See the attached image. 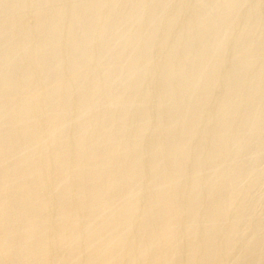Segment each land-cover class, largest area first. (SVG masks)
<instances>
[{"label":"bare ground","instance_id":"1","mask_svg":"<svg viewBox=\"0 0 264 264\" xmlns=\"http://www.w3.org/2000/svg\"><path fill=\"white\" fill-rule=\"evenodd\" d=\"M13 1H15V0H13ZM105 1H107V0H105ZM113 1H115V0H113ZM146 1H148V0H146ZM163 2H165V1H163ZM211 3H212V1H211ZM180 4H182V3H180ZM234 4H236V3H234ZM25 6H26V4H25ZM216 7H215V9H216ZM239 7H240V5H239ZM100 8H102V7H100ZM27 9H28V7H27ZM27 9H26V11H27ZM239 9H241V8H239ZM59 10H61V9H59ZM107 10H108V7H107ZM231 10H232V7H231ZM248 11H250V10H248ZM103 12H105V11L103 10ZM101 13H102V11H101ZM210 13H209V15H210ZM237 15L239 16V13H237ZM112 16H114V15H112ZM116 17H119V16H116ZM152 17H153V15H152ZM223 17L224 16H222V18ZM145 18H147V17H145ZM228 20H230V19L228 18ZM49 21H50V19H49ZM105 22H104V24H105ZM176 24H178V23H176ZM3 25H5V23L0 25V37L2 36L3 32L6 33V31H4ZM168 25L166 24V26H168ZM130 26H131V24H130ZM99 27H98V30H99ZM172 27H173V25H172ZM134 28H136V27H134ZM181 28H183V27H181ZM228 29H229V26H228ZM228 29H226V30H228ZM85 30H87V29H85ZM175 32H176V30H175ZM112 33H114V32L112 31ZM228 33H229V31L227 32V37H228ZM12 34L14 35V33H12ZM234 34H236V33H234ZM86 35H87V33H86ZM155 36H156V34H155ZM137 37H138V35H137ZM205 37H206V35H205ZM236 39H238V38H236ZM244 39H246V38H244ZM240 41H241V39H240ZM115 42L116 41H114V43ZM201 42H203V41H201ZM13 43H14V41H13ZM22 43H24V41ZM196 43H198V42H196ZM55 45H53V46H55ZM103 45H104V43H103ZM68 46H69V44H68ZM263 46L264 45H262V47ZM204 47H205V45H204ZM48 48H50V47H48ZM52 48L55 49L54 47H51L50 49H52ZM99 48H101V47H99ZM215 48H218V47H215ZM215 48H211L212 53H213V51L219 50V49L216 50ZM208 49H209V47H208ZM255 50H257V49H255ZM140 51H141V48H140ZM114 52H116V51H114ZM12 53H13V51L11 52V54ZM218 53H219V51H218ZM15 54H16V51H15ZM208 54L210 55L209 52H208ZM40 55H42V54L40 53ZM53 55H54V53H53ZM12 56H13V54H12ZM252 56H253V54H252ZM9 57H11V56H9ZM14 57H16V55ZM32 57H33V54H32ZM189 58L190 57H188V59ZM173 59H174V57H173ZM246 61H248V60H246ZM258 61H259V59H258ZM208 62L210 63V61H208ZM12 63H14V62H11V64ZM65 63H67V62H65ZM23 64H25V63L23 62ZM246 64H247V62H246ZM85 65H86V63H84V66ZM96 66H99V65H96ZM113 66H112V68H113ZM39 67H41V66H39ZM47 67H48V64L44 63V65L40 68V70H38L40 73H42V84L49 85V86L46 87L45 91H44V89L41 90V92L43 91L42 93L39 91L40 92L39 102H38V104L35 105L36 108H34L36 110H34L33 106H31L33 103L30 105L29 102H27V101L25 103L23 102L22 104H19L20 106L18 108L16 106L15 110L7 109V106L5 104L0 106V264H264V227L261 225V227H263V228L260 229L261 227H257V226L252 224L251 227H253V226L254 227L250 228V230L252 229L250 231V236L249 237L246 236L247 237L246 242L244 241L245 243L243 242L244 244L241 246V248H239L238 247V237L240 238L241 236H238L237 234L238 233L241 234V232L237 231V229L239 228V226H237V225L240 221H244V219H245V217L243 219L242 218L243 216H240V215H246V214L243 212L244 214L241 213L238 216V214H239L238 213L237 217H234V219L231 221L232 223L230 222L231 224H229V222H228L229 221L228 217H229L230 212L234 211L235 208H238L241 210L240 206L243 207L242 203H245V202H242L243 199L240 200L242 202L241 203L242 205H240V201H239V203L237 202L239 199L238 196L240 194L241 189L234 182V180L237 182V180L240 177H242V173L244 172V171H242L243 169L239 170V171H238V169L237 170L236 169L235 170L230 169L233 171H226V169L224 170V164L225 163L224 164H222L223 162L221 163V161L226 160V159H222V158H224L223 155L235 153V151H234L235 149L233 148V145H231L232 148H229L228 152H227V150H224L222 152L220 150L221 149L220 145H222L224 143V140L226 137L225 136L226 134H223L222 131H225L227 125L229 124L228 122H231V120L228 122L225 121V123H223L221 121L222 118H226L225 116L227 114L231 113V112H229V109L227 108L228 106L227 107L225 106V108H227V110L223 109V111L224 110L225 111L221 112L223 114H221V115L217 114V115H220V117H218V118H221L220 121H218V122H220V124L217 122V124L219 126L218 128L220 129V132H219V130H217L219 132V134L217 135V137L215 139H212V141H211V143L213 142L212 144L209 143L211 145V148L208 147L209 145L207 143V144L200 146V149L198 148L199 150H197L196 152L193 151L191 153L190 148L193 145V142H194L193 140L197 137V132H198V131L195 132L197 129L195 131H193L195 123L191 122L192 124L190 123L191 125L189 127H187L188 123L186 122L187 128L179 130L180 127H178L176 129L177 126L173 127V124H174L175 118H177V117L180 118V116L175 117L172 114L174 112H176V110H177L176 109L173 112L174 108H176L175 105L180 103L183 100L184 101L185 100H189V101L192 100L191 102H189V103H191V107H189V106L188 107H189V109L192 108L194 110L195 109L198 110V108L202 107V101L200 102V100L197 101L195 99H192V98H190L191 97L190 95H189L190 97H188L189 99H187L186 97L184 99L182 97L184 91L189 90L191 88H194V87H191L192 85L190 86V83L184 85V87L182 86L183 88L181 87L182 89L180 90V92H178L174 95L171 93V91H169L170 90L169 89L170 84L168 83L169 85H166L165 87H163L164 88L163 92L161 91L162 95L160 94L161 95L160 102L170 104L169 105L170 109L168 111H166V112L170 113V115L167 114L169 117V118L167 117L168 118L167 119L168 120L167 121L168 126H165L166 130H164L162 132V135H163L162 137L166 138V136H168V135H172V136L178 135L177 136V137H179L178 140H175L174 143L171 140V142H172L171 144L169 143L167 145L165 143L166 145H164V143H163V145H160V146H157V145L154 146V144L152 143V145L154 147H152V149L150 148L151 150H149V151L148 150L147 151L142 150L141 148L139 149V145H138V143H140L139 139L141 138V135H143V131L145 129L142 130V128L144 126L140 123L141 121L140 122L138 121L142 125V127L140 128V127H137L138 125L137 126L132 125V127H134L132 129H133V134L135 132L136 133L135 135L138 136L137 138H139V137L140 138L139 139L135 138L133 140L131 139L132 141L129 144H127L126 146L123 145V147L120 148L121 145L119 146V143L117 141H114L110 138V135H111L110 133L115 132L113 130L117 129V131L118 130H120V132L122 131L120 133L122 139L127 140V138H129L131 136V135L129 136V133L131 131V129H130L131 126L129 127L130 130L125 129L127 126L126 127L124 126V120H125V117H127L126 116L127 112L130 111V108L133 107L134 103L133 104L132 103L127 104L125 109L122 110V112L118 115V117H116V119H114L112 121V117L109 116L111 105L113 106V103H115L119 100L121 101V98L124 97L121 95L124 93H122L120 96L116 95L117 97L114 98L113 102L104 106L101 116H98L97 120H99V118H100L101 119L100 122H103L105 125L102 127H99L100 129L98 128L95 130H91L92 128H94L92 126H91L92 128L90 127V124L94 122L93 121L94 118L93 119H87L88 116L86 118V114L88 113V111L91 108H93V105L96 104L95 99H94L95 94H98L99 92H101V89H104V86L98 85L97 84L98 78L95 77V78H97V80L95 81L96 84L93 83V81H92V86H90L91 85L90 83L88 85L86 84L87 86L84 85V87L82 89H80V91L78 92V94H76V96H73V93H72V95H71V93L67 94V96L64 98V100L61 102V101L56 99V97H55L56 93L59 91L61 92V90L63 91V89L68 90L71 87L73 88L75 85V82H77V79H76V77H74L75 79L70 84H67V85L60 83L61 81L60 82L58 81V84L56 83L57 85H53V87H52L51 81L53 82V79L55 78V76L50 71L46 72ZM212 67H213V65H212ZM77 68H79V67H77ZM100 68H102V67H100ZM126 68H128V67H126ZM136 68H138V67H136ZM235 68H237V67H235ZM13 69H15V67L10 65L8 67V69L6 70L7 71L6 77H4L2 82H0V96H1V93H3L2 91H4V90L12 89V91H13V89H14L15 91L18 92L24 88L26 91V87H28L27 86L28 85V79H26V78L23 79L21 77L22 80L18 84H15L14 81H12L10 78H7L8 73L9 72L11 73V71H13ZM65 69H66V67H65ZM159 69H160V67H159ZM35 70H36V68H35ZM18 71H19V69H18ZM65 71H67V69ZM77 71H78V69L76 70V72ZM161 71L163 72L164 70H161ZM174 71L175 72L168 71V75L171 78H173L179 74L181 75V73H182V71L176 72V71H178L176 69ZM88 72H89V70H88ZM36 73H37V71H36ZM126 73L128 74V72H126ZM152 73H153V71H152ZM55 74H56V72H55ZM212 74H214V73H212ZM22 75H24V74H22ZM142 75H144V74H142ZM76 76L78 77L79 75H76ZM106 77H105L106 78L105 81H107V83H108L110 81V77H108V76H106ZM191 77H192V75H191ZM194 77H195V75H194ZM82 79H83V77H82ZM222 79H223V77H222ZM36 81H37V79H36ZM62 81H64V80H62ZM128 81H129V79H128ZM138 81H140V80H138ZM233 82L234 81H232V83ZM54 83L55 82H53V84ZM121 83H122V81H121ZM216 83H218V82H216ZM246 83H244V84H246ZM125 84H127V83H125ZM140 85H138V86H140ZM158 85H159V83H158ZM218 85H219V83H218ZM121 86L123 87L125 92H127L128 94L131 92V90L129 92L128 85L125 86L123 84ZM231 86H233V85H231ZM261 86H262V84H261ZM178 87H180V86H178ZM202 87H204V89H205V86H202ZM247 87H248V85H247ZM31 88H33V87L31 86ZM39 88H40V86H39ZM39 88L36 87V89H39ZM41 88H43V87L41 86ZM199 88H200V86H199ZM27 89H30V88H27ZM173 89H175V87ZM178 89H180V88H178ZM182 90H184V91H182ZM199 90H201V88ZM208 90H210V89H208ZM233 90H234V88H233ZM8 91L12 93V91H10V90H8ZM143 91H140V92H143ZM151 91H152V89H151ZM5 92L7 93V91H5ZM32 92L35 95V92L33 90H32ZM73 92H75V91H73ZM103 93H104V90H103ZM14 94H15V92H14ZM132 94H134V93L132 92ZM132 94L130 93V95H132ZM185 94H186V92H185ZM185 94H184V96H185ZM229 94H230V92H229ZM263 94H262V97H263ZM24 95H26V94H24ZM30 95H31V93H30ZM104 95H105V93H104ZM197 95L198 94H196L195 96L197 97ZM201 95H202V93H201ZM240 95H242V94H240ZM36 96L37 95H35V97ZM125 96H127V94ZM145 96H146L145 94L144 95L142 94V97H140L139 100L141 98L142 99L145 98ZM104 97H106V96H104ZM151 97H152V95H151ZM221 97H224V96L221 95ZM11 98H10V101H12ZM18 98H19V96H18ZM30 99L34 100L35 98H34V96H33V98H32V96H30ZM43 99H44V101H43ZM60 99H62V98H60ZM132 99H133V97H132ZM134 99H133V101H134ZM256 99H257V97H256ZM154 100H156V99L154 98ZM204 100H206V98ZM0 101H2V100H0ZM107 101H109V100H107ZM152 101H153V99H152ZM237 101H238V97H237ZM237 101L235 103H237ZM263 101H264V99H263ZM134 102H136V101H134ZM226 102H227V100H226ZM232 102L233 101L231 100L230 103H232ZM238 102H240V101H238ZM139 103H141V102H139ZM204 103H206V101ZM8 104H9V102H8ZM157 104L159 105V102L156 103V105ZM135 105H137V103H135ZM227 105H228V103H227ZM71 106H75V111L73 113H69V111L71 110L70 109ZM203 107H204V105H203ZM166 108H164V109H166ZM222 108H224V107H222ZM231 108H233V107H231ZM101 109H102V107H101ZM192 109H191V111H192ZM94 110H93V112H94ZM179 110H177V112ZM202 110H205V109H202ZM36 111L38 112V114L43 115L44 120L47 121V123H48V129H46L47 131L45 130L46 132H44L43 134L40 133V135L35 134L33 132V129L35 128V126H37V123L39 124L40 122H38L37 119L33 120L32 118L34 116L31 117L30 115L29 116L31 117L32 120L26 119L28 114L36 113ZM116 111H118V110H116ZM134 111H136V110H134ZM171 111L173 112L172 114H171ZM154 112H155V110H154ZM262 112L264 113V111L262 109L261 110L259 109L258 111L256 110V112L254 114H252V116L250 115L251 119L249 120V124L247 123L248 127H245L246 130L242 127L245 132H241L239 135H237V137L243 136L244 134H246L247 130L249 131V130H252V128L260 127L262 120H263L262 119L263 118ZM201 113H204V112L201 111ZM141 114H142V112H141ZM187 114H188V111H187ZM94 115H95V113H94ZM204 115H205V113H204ZM129 116H131V115H128V117ZM148 117H149V115H148ZM195 117H196V115H195ZM195 117H194V119H195ZM41 118H42V116H41ZM157 118L160 119V117H157ZM139 120H140V118H139ZM165 121H166V119H165ZM69 123H74V124L76 123V125L81 124V126L80 127L78 126L79 127V128L77 127L78 130L76 132L73 131L75 133L70 135V133L68 134L66 131H63L61 129L65 124L68 125ZM142 123H143V121H142ZM151 123H153V122H151ZM156 123H158V122L156 121ZM156 123H154V124H156ZM162 123H164V122H162ZM134 124H135V122H134ZM145 124L146 123H144V125ZM154 124H152V125H154ZM174 125H176V124H174ZM178 126H179V123H178ZM196 126H198V125H196ZM245 126H246V124H245ZM43 127H44V125H43ZM95 127H97V126H95ZM147 127H149V126H147ZM230 128H232V127H230ZM260 128H262V127H260ZM190 129L192 130V136L188 137L187 139L186 138L183 139L182 134L184 136V134L187 131H191ZM157 130H159V128ZM201 131H202V129H201ZM238 132H239V130H238ZM200 133H202V132H200ZM189 134H190V132H189ZM231 136L232 135H230V137ZM177 137H175V139ZM227 137H228V135H227ZM234 137H236V136L234 135ZM130 138H132V137H130ZM180 138H182V139H180ZM247 138H249V137H247ZM88 139H90L91 141L90 140L88 141ZM70 140L72 141V143L73 142L75 143V146H74V148L72 147V150H65L63 148V145H64V143L67 144V142ZM205 140H203L202 143L201 142L200 143L203 144ZM226 140H227V138H226ZM229 140H227V141H229ZM238 140H235V141L237 142ZM240 140H241V137H240ZM37 142H41V144H39ZM165 142H167V140ZM148 143H146V144H148ZM120 144H122V143H120ZM237 145H239V144H237ZM237 145H236V147H237ZM150 146H151V144H150ZM248 146H249V144H248ZM216 147H218V148H216ZM224 147H226V146H224ZM222 148H223V146H222ZM239 148H237V150ZM248 148L249 147H244V149L241 150L240 155L244 156V154H246L248 152V150H249ZM146 149H147V147H146ZM196 149L197 148H195V150ZM226 149H228V148H226ZM258 150H259V148H258ZM258 150H256V152ZM257 154H259V153H257ZM257 154L254 156H257ZM74 155L80 156V159L78 161L76 160L75 164H73V165L70 164L71 165L70 166L67 164V163H69L67 160L70 159L71 156H73V158H74ZM238 155H239V153H238ZM124 156H129V158L125 159V160L129 159L127 162L123 161ZM237 156L235 155V157H237ZM75 157L77 159V156H75ZM116 157H119V159H116ZM228 157H230V156H228ZM233 157L232 158L230 157V158L233 159ZM73 158H71V159H73ZM200 158L205 159L206 162H204V163H206V166H208V170H209V168L210 169L214 168V170L211 171V172H213L212 175H211L210 171H208V172H210V174L207 172L208 175H211V176L209 178H207V180H205V181L207 183H209V182L214 183L215 185L219 184V187L221 188L220 190L222 191V189H223V191L220 194H218V192L215 193L212 190V191H208V192L205 191L206 193L203 191L204 195L201 196L199 194V197L195 195V193H197V192L194 193L195 189L198 188V190H200L199 188H200V185L202 183V181H201L202 179L201 178H200L201 180L198 179L200 169L204 170L205 167L202 165L203 163L201 164L202 167L196 166L197 164L193 165V167L191 165L190 167H191L192 171L189 172V174H188V166L190 163H193V164L198 163V161H200ZM230 158H229V161L231 160ZM238 159H241V158H238ZM74 160H75V158L73 159V161ZM47 162H50V163H47ZM46 163L47 164L53 163L54 168L52 170L45 169L43 166ZM71 163H73V162L71 161ZM227 163L225 165H228ZM234 164L236 166V164H238V163H234ZM168 166H169V168H168ZM235 166L233 165V167H235ZM51 168H52V166H51ZM230 168H232V166ZM240 168H241V165H240ZM126 171H128V175L126 176V178L125 179L123 178L124 180H121V182L118 181V178H119L118 176L122 175L121 173L126 172ZM201 172H203V171H201ZM105 173H111L110 177L107 176L109 178L108 180L102 179L103 177H105V176H103ZM207 173H206V175H207ZM49 175H51L52 177H49ZM187 175H189V176H187ZM47 176H48V178H50L48 182L45 181V179H47ZM123 176H120V177L122 178ZM185 176H187V177H185ZM134 181H136V184H138V185L135 186V188H133L132 191L127 193L128 190L126 192L123 191L124 189L122 190V187L124 188V185L127 186L129 184V182L131 184L132 182L134 183ZM232 184H236V186L238 188L235 185L233 186ZM240 184H241V182H240ZM206 185H208V184H206ZM215 185H213V186L215 187ZM214 187H213V189H214ZM215 188H217V187H215ZM129 190H131V189H129ZM207 190H209V189H207ZM45 191L48 192L47 198H49L50 200L44 201L42 199L44 201L43 202L40 199L41 197L39 198V195H41V193H44ZM122 191L125 193H123ZM140 197H143V201H141V204L137 205V202H139L141 200V199H139ZM239 197H242V196H239ZM245 200H246V198H245ZM242 211H243V209H242ZM254 212H256V211H254ZM48 213H49V215H48ZM134 214H137L139 216L137 219L132 221L131 218L133 216H135ZM233 214H234V212H233ZM235 216H236V214H235ZM230 217H232V216H230ZM247 219H249V217ZM245 221H246V219H245ZM227 223H228V225H227ZM225 224L227 227H226V229L222 230L221 228H223V226ZM240 225H241V223H240ZM214 229L216 230L215 232H214ZM238 230H240V229H238ZM217 240L218 241L221 240V242H219L220 244L217 242L218 246L214 247V245H216ZM241 240H240V243H241ZM238 248H239V251H238ZM180 255H185V256L187 255V256L185 259H183V261L181 260V258L183 257L182 256L180 258V260L182 262L177 263L179 261V260L177 261V258H179L178 256H180ZM219 258H221V261L225 260L227 263L225 261H224L225 263H223V261L221 263V261H219Z\"/></svg>","mask_w":264,"mask_h":264},{"label":"rangeland","instance_id":"2","mask_svg":"<svg viewBox=\"0 0 264 264\" xmlns=\"http://www.w3.org/2000/svg\"><path fill=\"white\" fill-rule=\"evenodd\" d=\"M93 1L94 0H35V1L34 0H15V1H13V0H3L2 1V0H0V25H2V24L5 23V25H3V27H4V31H6V33L3 32L2 36L0 37V60L2 59L1 60L2 62L0 61V82H2V80L4 79V77H6V75H7V71L6 70L8 69V67L10 65L14 66L15 69H13V71H11V73L10 72L8 73V76L9 77L7 76V78H10L12 81H14L15 84H18L22 80V78L23 79L24 78L28 79V85H27L28 87H26V91L27 92L25 91V88L22 89L21 91H18V92L15 91L14 89H13V91H12V89H8V90L12 91V93L9 92L8 90L2 91L3 93H1V96H0V100H2V101H0V106H2V105L5 104L7 106V109L15 110L16 109V106L18 108L20 106L19 104H22L23 102L25 103L27 101V102H29L30 105L33 103L31 105V106H33V109L36 108L35 105L38 104V102H39L41 90L44 89V91H45L46 90V87L49 86V85L42 84V73H40L38 71L44 65V63L48 64V67H49V68L47 67V69H46L47 71L46 72L50 71L55 76V78L53 79V82H55V83L53 84V82L51 81L52 87H53V85H57L58 84V81L59 82L61 81L60 83L67 85V84H70L75 79L74 77H76V79H77V82H75V85H74L73 88L71 87L68 90L63 89V91L61 90V92L59 91V92L56 93V96H55L56 99L59 100V101H61V102L64 100V98L67 96V94H70L71 93V95H72V93H73V96H76V94H78V92L80 91V89H82L84 87V85H86V84L88 85L90 83L91 84L90 86H92V81H93V83L96 84L95 81L98 78V81H97L98 83L97 84L100 85V86H104V89H101V92H99L100 94L98 93L99 95L98 94H95L94 99H95L96 104L93 105V108H91L88 111V113L86 114V118L88 116L87 119H93L94 118L93 119L94 122L90 124V127L91 126L94 127V128L91 127L92 128L91 130L98 129L99 127H102V126L105 125L103 122H100V120H101L100 118H99V120H97L98 119V116H101L104 106L110 104L111 102H113L114 98H116L117 96H120L122 93H124V94L121 95V96H124V97L121 98V101L119 100V101L113 103V106L111 105L110 113H109L110 115L109 116L112 117V121H113L114 119H116V117H118V115L122 112V110L125 109V107L127 106V104H129V103H132L133 104L134 103L133 104V107H132L133 109L130 108V111L127 112V115H126L127 117H125V120H124V126L125 127L127 126L125 129H129V127L131 126L130 129H131L132 132L130 131L131 134L129 133V136L131 135L130 137H132V138H130L128 136L129 138H127V140L122 139L121 138V134H120L122 131L121 132H120V130L117 131V129L116 130H113L115 132H113V133L111 132L110 133L111 134L110 135V138L112 140H114V141H117L119 143V146L121 145L120 146V148H121V147H123V145L126 146L133 139H135V138L138 137L137 135H135L136 134L135 132L133 134V129L132 128H134V127H132V125H136V126L138 125L137 127H140V128L143 125L144 127L142 128V130H144V129L145 130L143 131V135H141V138L140 137H139L140 139L137 138V139H139V142H140V143H138V145H139V149L141 148L142 150H145V151L148 150L149 151V150L152 149V147H154L156 145L157 146H160V145H163V143H164V145H166V144L168 145L169 143L170 144L172 142L174 143L175 140H178V138H179V137H177L178 135L177 136L173 135L174 137L172 135H168V136L165 135L167 139L165 137H164L165 139L162 137L163 136L162 135V132L164 130H166L165 126H168V122H167L168 120L167 119L169 118L168 115H170L169 112H166V111H168L170 109V106H169L170 104H168V103H161L160 102V97L162 95L161 93L163 92V89H164L163 87H165L166 85H169L170 84L169 85V89H170L169 91H171V93L174 95V94L180 92V90L184 87V85L190 83V86L192 85L191 87H194V88H191V89L186 90V91L182 90V91H184V93L181 91L183 93L182 97L184 99H185V97L187 99H189L188 97L191 96L190 98H192V99H195L197 101L200 100V102L202 101V107L198 108V110L197 109L194 110L192 108L189 109V107H191V103H189V102H191L192 100L191 101H189V100H185L184 101L183 100L180 103H178V104L175 105L176 108H174L173 112L176 109L177 110H179L180 108L181 109L178 112L176 110V112H174V113L171 111V114L173 113L172 115L175 116V117L180 116V118L179 117L175 118L174 124H176V125L173 124V127H176L177 126L176 129L178 127H180L179 130L184 129V128H187L192 123H195V126L198 125L196 127L194 126V130L193 131H195L197 129L195 132L198 131L197 132V137L198 138L196 137L193 140L194 141L193 142V145L190 148V152L191 153L193 151L196 152L197 150L200 149V146H202L204 144H207V143L209 145L208 147L211 148V145L210 144L213 143V142L211 143L212 139H215L217 137V135L219 134V132H220V129L218 128L219 126H218L217 122L220 121L221 118H218V117H220V115L223 114V113H221L223 111V109L227 110V108H228L229 109V112H231L229 114H227L228 112L226 113L227 115L225 117L227 119L229 118L228 120L226 118H222V120H221L223 123H225V121L228 122L230 120H231V122H228L229 124L227 123L228 125H227L225 131H222L223 134H226L225 135L226 137H225L224 143L222 142L223 144L221 143L222 145H220L221 149L220 148L219 149L221 150V152L224 151V150H227V152H228L229 148H232L231 145H233V148L235 149L234 150L235 153H230V154H227V155L225 154L226 156L223 155L224 158H222V159H226V160L221 161V163L223 162L222 164H224V163L226 164L228 162L227 163L228 165H225L224 164V170L226 169V171H233L235 169L236 170L238 169V171H239V170H242L243 169L242 171L245 172V173L243 172L244 174L242 173V177L239 178L240 180L238 179L237 182L234 180V182L237 184V186H239V188L241 189L239 196H242V197H239L238 196L239 199H238L237 202L239 203V201L243 199L242 202H245V203H242L240 201V205L243 204V207L240 206L241 207V210L238 209V208H235L234 211L230 212L229 217H228V219H229L228 222H229V224H231L232 223L231 221L234 219V217H237V214L238 213H239L238 216L241 213H243V212L246 215L248 214L247 216L246 215H240V216H243L242 217L243 219L245 217L246 221L244 219L245 222L244 221H240L238 223V225H237V226H239L238 229H240V230L237 229V231L238 232L239 231L241 232V234L240 233L237 234L238 236H241L240 238L237 236L238 237V247L241 248V246L246 242L247 237L250 236V231L252 230V229L250 230V228H253L254 227V226L251 227L252 224L255 225V226H257V227H261V225L264 227V207H263L264 206V204H263L264 203V174H263L264 173V113L262 112L263 113L262 114L263 115L262 116L263 117L262 118L263 120H262V123L260 125V127H262V128H260V127H258V128L257 127L252 128V130H249V131L247 130V133L244 134L243 136L237 137V135H239L241 132H245L244 129L246 130L245 127H248L249 120L251 119L252 114H254L256 112V110L258 111L259 109L260 110L262 109L264 111V101H263V99H264V94H263L264 93V85H263L264 84V46L262 47V45H264L263 44L264 43V0H250V1L249 0H219V1L218 0H215V1L214 0H209V1L208 0H155L156 2L154 0H148V1H146V0H131V1L130 0H121V1L120 0H115V1H113V0H107V1H105V0H95L94 2ZM163 1H165V2H163ZM211 1H212V3H211ZM180 3H182V4H180ZM234 3H236V4H234ZM25 4H26V6H25ZM239 5H240V7H239ZM27 7H28V9H27ZM100 7H102V8H100ZM107 7H108V10H107ZM215 7H216V9H215ZM231 7H232V10H231ZM239 8H241V9H239ZM26 9H27V11H26ZM59 9H61V10H59ZM103 10L105 12H103ZM248 10H250L251 12L248 11ZM101 11H102V13H101ZM209 13H210V15H209ZM237 13H239V16L237 15ZM112 15H114V16H112ZM152 15H153V17H152ZM116 16H119V17H116ZM144 16L147 17V18H145ZM222 16H224L223 17L224 19L222 18ZM228 18L230 20H228ZM49 19H50V21H49ZM104 22H105L106 25L104 24ZM176 23H178V24H176ZM130 24H131V26H130ZM166 24L167 25L169 24V25L166 26ZM172 25H173V27H172ZM228 26H229V29H228ZM98 27H99V30H98ZM134 27H136V28H134ZM181 27H183V28H181ZM85 29H87V30H85ZM226 29H228V30H226ZM175 30H176V32H175ZM112 31L114 33H112ZM228 31H229V33H228V37H227V32ZM12 33H14V35ZM86 33H87V35H86ZM234 33H236V34H234ZM155 34H156V36H155ZM137 35H138V37H137ZM205 35H206L207 38L205 37ZM236 38H238V39H236ZM244 38H246V39H244ZM240 39H241V41H240ZM200 40L203 41V42H201ZM13 41H14V43H13ZM23 41H24V43H22ZM114 41H116V42L114 43ZM196 42H198L199 44L196 43ZM103 43H104V45H103ZM68 44H69V46H68ZM53 45H55V46H53ZM204 45H205V47H204ZM48 47H50V48L51 47H54L56 50L53 49V48L50 49ZM99 47H101V48H99ZM208 47H209V49H208ZM215 47H218V48H215ZM140 48H141V51H140ZM211 48H215L216 50L217 49H219V50L213 51V53H212ZM255 49H257V50H255ZM12 51H13V53H12L13 56L11 54ZM15 51H16V54H15ZM114 51H116V52H114ZM218 51H219V53H218ZM208 52L210 53V55L208 54ZM40 53L42 55H40ZM53 53H54V55H53ZM14 54L16 55V57H14L15 56ZM32 54H33V57H32ZM252 54H253V56H252ZM9 56H11V57H9ZM173 57H174V59H173ZM188 57H190V58L188 59ZM258 59H259V61H258ZM246 60H248V61H246ZM208 61H210V63ZM11 62H14V63L11 64ZM23 62L25 64H23ZM65 62H67V63H65ZM83 62L86 63L85 66H84V63ZM246 62H247V64H246ZM38 65L41 66V67H39ZM96 65H99V66H96ZM111 65L112 66L114 65L113 68H112ZM212 65H213V67H212ZM65 67H66L67 71H65L66 70ZM77 67H79V68H77ZM100 67H102V68H100ZM126 67H128V68L130 67V68L128 69ZM136 67H138V68H136ZM159 67H160V69H159ZM235 67H237V68H235ZM35 68H36V70H35ZM76 68L78 69L77 72H76V70H77ZM18 69H19V71H18ZM175 69L178 70L176 72H181L182 71V73H181V75L179 74V75L171 78L168 75V71L175 72L174 71ZM88 70H89L90 73L88 72ZM161 70H164L163 71L164 73ZM36 71H37L38 74L36 73ZM152 71H153V73H152ZM55 72H56V74H55ZM126 72H128V74ZM212 73H214V74H212ZM22 74H24V75H22ZM142 74H144V75H142ZM76 75H79V76L77 77ZM191 75H192V77H191ZM194 75H195V77H194ZM106 76L110 77V81L108 83H107V81H105L106 78H107ZM82 77H83V79H82ZM95 77H97V78H95ZM222 77H223V79H222ZM127 78L129 79V81H128ZM36 79H37V81H36ZM62 80H64V81H62ZM138 80H140V81H138ZM121 81H122V83H121ZM232 81H234V82L232 83ZM124 82L127 83V84H125ZM216 82H218L219 85ZM158 83H159V85H158ZM244 83H246V84H244ZM123 84L125 86L128 85L129 92L131 90L130 93L132 94V92H133L134 94L130 95V93L128 94L127 92H125V90L121 86ZM261 84H262V86H261ZM138 85H140V86H138ZM231 85H233V86H231ZM247 85H248V87H247ZM31 86L33 88H31ZM39 86H40V88H39ZM41 86L43 88H41ZM178 86H180V87H178ZM199 86H200L201 90H199L200 89ZM202 86H205V89L206 90ZM36 87L39 88V89H36ZM174 87H175V89H173ZM27 88H30V89H27ZM178 88H180V89H178ZM233 88H234V90H233ZM151 89H152V91H151ZM208 89H210V90H208ZM32 90L35 92V95H37L36 97H35L34 93L32 92ZM103 90H104L105 95L103 93ZM5 91H7V93ZM73 91H75V92H73ZM140 91H143L144 93L143 92H140ZM14 92H15V94H14ZM185 92H186V94H185ZM229 92H230V94H229ZM30 93H31V95H30ZM141 93L143 95L144 94L146 95L145 96L146 99L143 98L144 99L143 100L141 98L139 100V98L142 97V94ZM195 93L198 94L197 97L195 96L196 95ZM201 93H202V95H201ZM24 94H26V95H24ZM126 94H127V96H125ZM184 94H185V96H184ZM240 94H242V95H240ZM262 94H263V97H262ZM29 95L32 96V98L34 96L35 99L34 100L30 99V96ZM151 95H152L153 98L151 97ZM221 95H223L224 97H221ZM18 96H19V98H18ZM104 96H106V97H104ZM236 96L238 97V101H240V102L237 101V97ZM132 97H133V99L135 98L134 101H136V102L133 101ZM256 97H257L258 100L256 99ZM10 98L12 99V101H10ZM60 98H62V99H60ZM154 98L156 100H154ZM205 98H206V100H204ZM152 99H153V101H152ZM230 99L233 101L232 103H230V101H231ZM107 100H109V101H107ZM226 100H227V102H226ZM43 101H44V99H43ZM138 101L141 102V103H139ZM205 101H206V103H204ZM236 101H237V103H235ZM8 102H9V104H8ZM155 102L156 103L159 102V105L158 104L156 105ZM135 103H137V105H135ZM227 103H228V105H227ZM203 105H204V107H203ZM225 106L226 107L228 106V107L225 108ZM101 107H102V109H101ZM222 107H224V108H222ZM231 107H233V108H231ZM164 108H166L167 110L164 109ZM70 109L72 111L70 110L69 113H73L75 111V106H71ZM191 109H192L193 112L191 111ZM202 109H205V110L207 109V110L205 111V110H202ZM34 110H36V109H34ZM93 110H94V112H93ZM116 110H118V111H116ZM134 110H136V111H134ZM154 110H155L156 113L154 112ZM140 111L142 112L143 115L141 114ZM187 111H188V114H187ZM201 111L204 112L205 115H204V113H201ZM94 113H95V115H94ZM217 114H220V115H217ZM29 115L31 117L34 116L32 118L33 120H36L37 119V121L40 122L39 124L37 123V126L38 127L35 126V128L33 129V132L35 134H39L40 135V133L43 134L44 132L47 131L46 129H48V123H47V121L44 120V116L43 115L38 114V112L36 111V113L28 114V116H27L26 119H29V120L31 119V117ZM128 115H131V116L128 117ZM148 115H149V117H148ZM195 115H196V117H195ZM41 116H42V118H41ZM157 117H160V119H158ZM194 117H195V119H194ZM139 118H140V120H139ZM165 119H166V121H165ZM138 121L139 122L141 121L140 123L142 125ZM142 121H143V123H142ZM156 121L160 125L158 123H156ZM134 122H135V124H134ZM151 122H153V123H151ZM162 122H164L165 124L162 123ZM186 122L188 123V126H187V123ZM144 123H146V124L144 125ZM154 123H156V124H154ZM178 123H179V126H178ZM218 123L220 124V122H218ZM152 124H154V125H152ZM245 124H246V126H245ZM43 125H44V127H43ZM75 125H76V123L75 124L74 123H69L68 125L65 124L61 129L63 131H66L68 134L70 133V135H72L81 126V124L80 125L78 124L76 126ZM95 126H97V127H95ZM147 126H149V127H147ZM230 127H232V128H230ZM158 128H159V130H157ZM201 129H202V131H201ZM217 130H219V132ZM238 130H239V132H238ZM73 131H75V132H73ZM189 132H190V134H189ZM200 132H202V133H200ZM233 134L236 137H234ZM227 135H228V137H227ZM230 135H232L231 136L232 138L230 137ZM191 136H192V130L191 131H187L184 134V136L182 134V138L183 139H185V138L187 139L188 137H191ZM175 137H177V138L175 139ZM240 137H241V140H240ZM247 137H249V138H247ZM182 138H180V139H182ZM226 138H227V140H229V139L230 140L227 141ZM89 140L90 139H88V141ZM166 140H167V142H165ZM171 140H172V142H171ZM203 140H205V141H204L203 144H201ZM235 140H238L239 142L237 141L238 142L237 143ZM37 143L41 144V142H37ZM120 143H122V144H120ZM146 143H148V144H146ZM152 143L154 144V146L152 145ZM65 144L66 143H64V145H63V148L65 150H72V147L74 148V146H75V143L74 142L72 143L71 140L68 141L66 145ZM150 144H151V146H150ZM237 144H239V145H237ZM248 144H249V146H248ZM236 145H237V147H236ZM222 146H223V148H222ZM224 146H226V147H224ZM146 147H147V149H146ZM244 147H249L248 148L249 150L243 156V155H240V152H241L242 149H244ZM195 148H197V149L195 150ZM216 148H218V147H216ZM226 148H228V149H226ZM237 148H239V149L237 150ZM258 148H259V150H258ZM256 150H258L259 152L258 151L256 152ZM238 153H239V155H238ZM257 153H259V154H257ZM234 154L236 156L238 155L237 157L238 158H241V159H238L237 157H235ZM256 154H257L258 157L257 156H254ZM75 156H77V159H76ZM228 156H230L231 158L233 156L234 157H233V159H231ZM71 158H73V156H71ZM74 158H75V160L73 161ZM74 158L71 159V160L68 159L67 161L69 163H67V164L68 165L75 164L76 163V160L78 161L80 159V156L74 155ZM127 158H129V156H124L123 161L124 162H127L129 160V159L128 160H125ZM229 158L232 161L231 160L229 161ZM116 159H119V157H116ZM71 161L73 163H71ZM204 162H206L205 159L200 158V161H198V163H195V164L190 163L189 166H188V174H189V172L192 171V169L190 167L191 165H192V167H193V165H196V164H197L196 166H201L202 167V165H203L205 167V168L203 167L204 170H201L200 169V173H199V177H198V179H200V178L202 179V180L201 179L200 180L203 183V184L201 183V185L203 187L200 185V188H199L200 190H198V188H196L195 191H194V193L197 192V193H195V195L198 196V197H199V194L202 196V195H204V192L205 191L208 192V191H212V190L215 193L218 192V194H220L223 191V189H222V191L220 190L221 188L219 187V184L218 185L217 184L215 185L214 183H211V182L207 183L205 181V180H207V178H209L212 175L213 172H211V171L214 170V168L213 169L212 168L211 169L209 168V170H208V166H206V163H204ZM47 163H50V162H47ZM47 163L44 164L43 167L45 169L52 170L54 168V164L53 163L47 164ZM234 163H238V164H236V166H235ZM233 165L235 167H233ZM240 165H241V168H240ZM51 166H52V168H51ZM231 166H232V168H230ZM168 168H169V166H168ZM230 169H233V170H230ZM201 171H203V172H201ZM208 171L211 172V175H208V173L210 174V172H208ZM206 173H207V175H206ZM105 174L103 175L105 177H103L102 179L108 180L109 178L107 176L110 177L111 176V173H105ZM121 174L122 175H119L118 176L119 177L118 178V181H120V182H121V180H124L126 178V176L128 175V171L122 172ZM120 176H123V177L121 178ZM187 176H189V175H187ZM187 176H185V177H187ZM49 177H52V176L49 175ZM49 179L50 178H48V176H47V179H45V181L48 182ZM240 182H241V184H240ZM132 183L130 184V182H129L128 185L126 184L127 186L124 185V188L122 187V190L124 189L123 191H125V192L128 190L127 193H129L130 191H132L133 188H135V186L138 185V184H136V181H134L135 184L134 183L132 184ZM206 184H208V185L210 184L209 185L210 187L208 185H206ZM236 184H232V185L233 186L234 185L236 186ZM213 185H215V187H217L219 190L217 188H215ZM213 187H214V189L216 191L213 189ZM129 189H131V190H129ZM207 189H209V190H207ZM125 192H123V193H125ZM47 194H48V192L45 191L44 193H41V195H39V198L41 197L40 198L41 201H43V200L44 201L50 200L49 198H47L48 197ZM245 198H246V200H245ZM139 199H141V200L139 201L140 203L137 202V205L141 204V201H143V197H140ZM242 209H243V211H242ZM254 211H256V212H254ZM233 212H234V214H233ZM235 214H236V216H235ZM48 215H49V213H48ZM134 215L135 216H133L131 218L132 221H134L135 219H137L138 216H139L137 214H134ZM230 216H232L233 218L230 217ZM248 217H249V219H247ZM240 223H241V225H240ZM227 225H228V223H227ZM226 227L227 226L225 224L223 226V228H221V229L222 230L223 229H226ZM263 227H261L260 229H262ZM215 231L216 230L214 229V232ZM239 239L240 240L242 239L241 240V243L242 244L240 243V240ZM217 242L219 243V242H221V240H219V241L217 240L216 241V245H214V247L215 246H218V243ZM239 248H238V251H239ZM186 256L185 255L178 256L179 258H177V261L178 260L179 261L177 263L182 262L183 259L186 258ZM180 258H181L182 261L180 260ZM219 261H221V258H219ZM222 261H223V263L226 262L225 260H222ZM222 261H221V263H222Z\"/></svg>","mask_w":264,"mask_h":264}]
</instances>
